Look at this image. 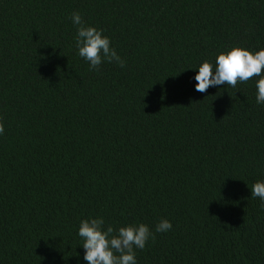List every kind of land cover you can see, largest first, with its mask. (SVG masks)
Instances as JSON below:
<instances>
[{
  "label": "trees",
  "instance_id": "trees-1",
  "mask_svg": "<svg viewBox=\"0 0 264 264\" xmlns=\"http://www.w3.org/2000/svg\"><path fill=\"white\" fill-rule=\"evenodd\" d=\"M74 12L123 68L90 70ZM233 47L264 48V0H0V264H88L99 218L148 225L136 264H264L260 77L195 88Z\"/></svg>",
  "mask_w": 264,
  "mask_h": 264
},
{
  "label": "clouds",
  "instance_id": "clouds-1",
  "mask_svg": "<svg viewBox=\"0 0 264 264\" xmlns=\"http://www.w3.org/2000/svg\"><path fill=\"white\" fill-rule=\"evenodd\" d=\"M72 21L79 26L75 38L78 54L89 62L90 70H99L104 61L118 63L121 68L125 66V61L110 47L111 41L102 30L85 26L79 12L72 14ZM255 76L260 77L256 84V102L264 104V48L253 53L246 48L233 47L216 57L215 67L208 60L199 66L195 88L202 93L210 86L226 84L235 88L238 82H247ZM3 132V117H0V134ZM251 194L264 202V181H257ZM171 229V222L162 219L155 230L167 232ZM79 236L84 240V260L88 264H136L135 249H143L149 238H154L148 225L143 223L120 227L114 234L111 225L104 228L103 218L81 221Z\"/></svg>",
  "mask_w": 264,
  "mask_h": 264
}]
</instances>
